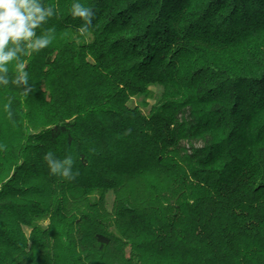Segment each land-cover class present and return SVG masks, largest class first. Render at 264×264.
I'll return each instance as SVG.
<instances>
[{
    "label": "trees",
    "instance_id": "trees-1",
    "mask_svg": "<svg viewBox=\"0 0 264 264\" xmlns=\"http://www.w3.org/2000/svg\"><path fill=\"white\" fill-rule=\"evenodd\" d=\"M39 2L55 39L3 66L33 91L0 84V264H264V0H79L87 36Z\"/></svg>",
    "mask_w": 264,
    "mask_h": 264
},
{
    "label": "clouds",
    "instance_id": "clouds-1",
    "mask_svg": "<svg viewBox=\"0 0 264 264\" xmlns=\"http://www.w3.org/2000/svg\"><path fill=\"white\" fill-rule=\"evenodd\" d=\"M55 15V8L52 5L45 6L39 0H0V84L8 85L12 83L21 88L23 94L27 96L33 91L29 84V77L25 67H21L13 79H9L8 69L3 67L16 56L18 50H22L25 45L21 41L28 42L27 47L34 52H40L48 47L55 39V29L50 28L43 35H37L34 29L42 27L49 18ZM71 15L74 19L83 22L79 32L87 36L89 28L95 19L96 12L88 6L76 0L71 6ZM9 40L17 45V49L5 52ZM4 110L9 119L12 118L11 104L4 105ZM131 130H128L130 133ZM6 150V145L0 144V151ZM44 160L52 175L60 176L72 181L79 171H73V159L67 156L64 159H57L53 152L45 154Z\"/></svg>",
    "mask_w": 264,
    "mask_h": 264
},
{
    "label": "rangeland",
    "instance_id": "rangeland-1",
    "mask_svg": "<svg viewBox=\"0 0 264 264\" xmlns=\"http://www.w3.org/2000/svg\"><path fill=\"white\" fill-rule=\"evenodd\" d=\"M156 92H160V90L159 89H154ZM111 198V197H110ZM111 202H112V199H111ZM27 231V230H26ZM27 234L29 235L30 234V232L29 231H27Z\"/></svg>",
    "mask_w": 264,
    "mask_h": 264
}]
</instances>
